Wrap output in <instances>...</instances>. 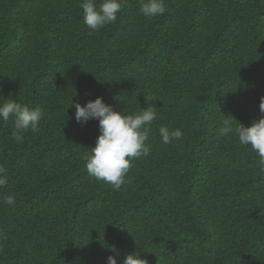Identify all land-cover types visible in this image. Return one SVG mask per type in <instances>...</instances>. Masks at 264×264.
Masks as SVG:
<instances>
[{
  "label": "trees",
  "instance_id": "obj_1",
  "mask_svg": "<svg viewBox=\"0 0 264 264\" xmlns=\"http://www.w3.org/2000/svg\"><path fill=\"white\" fill-rule=\"evenodd\" d=\"M80 2L0 0V99L43 113L22 143L0 121V199L16 197L0 204V264H264V167L217 135L225 116L264 115V0H166L158 18L128 0L97 32ZM97 97L157 114L119 190L86 170L99 122L75 103ZM160 126L183 139L163 144Z\"/></svg>",
  "mask_w": 264,
  "mask_h": 264
},
{
  "label": "clouds",
  "instance_id": "obj_2",
  "mask_svg": "<svg viewBox=\"0 0 264 264\" xmlns=\"http://www.w3.org/2000/svg\"><path fill=\"white\" fill-rule=\"evenodd\" d=\"M128 0H81L84 24L93 32H97L107 25L113 24L118 14L127 5ZM140 12L146 18H158L166 11V0H141ZM3 98V97H2ZM73 104V103H72ZM75 119L79 123H87L90 119L99 122V135L95 147L86 157V170L90 177L119 190L125 183V177L132 167V161L150 155L151 147L146 143L151 132L150 125L156 119L153 107L146 110L126 114L125 111H116L111 105L104 103L102 97L88 101L81 106L75 103ZM259 109L264 113V97L260 98ZM42 109L30 107L27 104L10 98L0 99V121L7 122L14 118L12 138L23 142L24 133L33 134L40 131L39 122L42 118ZM225 116V115H224ZM235 118L225 116L221 126L217 129L219 137H228L232 134L238 138L241 147H250L258 156V163L264 167V115L253 120L251 126L245 127L240 122L235 125ZM159 135L163 144H169L183 139V132L179 128L171 129L168 126L159 127ZM8 184L7 169L0 164V188ZM16 202L15 194L5 195L0 204L13 206ZM117 255H109L106 264H118ZM123 264H149L147 259L139 257L137 252L126 255Z\"/></svg>",
  "mask_w": 264,
  "mask_h": 264
}]
</instances>
